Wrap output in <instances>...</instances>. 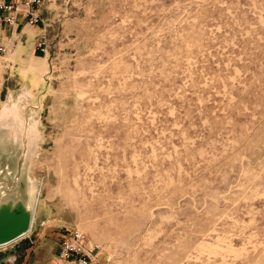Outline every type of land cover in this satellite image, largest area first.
<instances>
[{"label":"rangeland","instance_id":"rangeland-1","mask_svg":"<svg viewBox=\"0 0 264 264\" xmlns=\"http://www.w3.org/2000/svg\"><path fill=\"white\" fill-rule=\"evenodd\" d=\"M39 15L0 11V181L36 212L0 264H55L73 231L101 264H264V0Z\"/></svg>","mask_w":264,"mask_h":264},{"label":"built area","instance_id":"built-area-1","mask_svg":"<svg viewBox=\"0 0 264 264\" xmlns=\"http://www.w3.org/2000/svg\"><path fill=\"white\" fill-rule=\"evenodd\" d=\"M43 0H0V11L4 21L10 26L17 24V16L22 15L32 25L41 21L40 9ZM97 249L91 247L88 238L79 231H73L62 238L58 258L67 264H101Z\"/></svg>","mask_w":264,"mask_h":264},{"label":"water","instance_id":"water-1","mask_svg":"<svg viewBox=\"0 0 264 264\" xmlns=\"http://www.w3.org/2000/svg\"><path fill=\"white\" fill-rule=\"evenodd\" d=\"M10 173L7 167L0 169V177ZM5 186L8 187L9 184L0 181V248L28 236L36 215L35 209L21 191L8 192L4 189Z\"/></svg>","mask_w":264,"mask_h":264},{"label":"crops","instance_id":"crops-1","mask_svg":"<svg viewBox=\"0 0 264 264\" xmlns=\"http://www.w3.org/2000/svg\"><path fill=\"white\" fill-rule=\"evenodd\" d=\"M9 26V25H8ZM32 26H35V25H32L31 23H29V21L27 19H25L22 15H18L17 16V24L15 26H9L11 28L14 27V31L16 32V30H19L21 29L22 31H24V33L28 32L32 27ZM27 49H24V47L21 48L20 52H19V56L20 57H23V54L27 53L28 50L26 51ZM18 54V52H17ZM34 57V56H33ZM29 59V58H28ZM33 256V255H32ZM48 261H54L55 264H65V262H62L59 258H58V255L56 254L55 257H53L52 259H49ZM30 263H33L35 264L36 261H35V257L31 258V260L29 259L28 261L26 260L25 262H23V264H30Z\"/></svg>","mask_w":264,"mask_h":264}]
</instances>
